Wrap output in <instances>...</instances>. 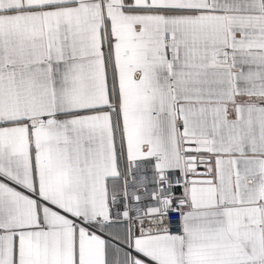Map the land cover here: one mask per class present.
I'll return each instance as SVG.
<instances>
[{"label":"snow or ice","instance_id":"1","mask_svg":"<svg viewBox=\"0 0 264 264\" xmlns=\"http://www.w3.org/2000/svg\"><path fill=\"white\" fill-rule=\"evenodd\" d=\"M0 264H264V0H0Z\"/></svg>","mask_w":264,"mask_h":264}]
</instances>
